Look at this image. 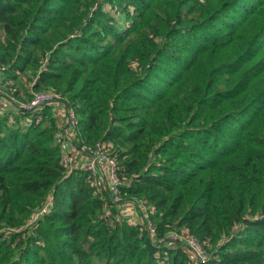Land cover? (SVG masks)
Instances as JSON below:
<instances>
[{"label": "trees", "instance_id": "16d2710c", "mask_svg": "<svg viewBox=\"0 0 264 264\" xmlns=\"http://www.w3.org/2000/svg\"><path fill=\"white\" fill-rule=\"evenodd\" d=\"M69 110L138 219L60 164ZM174 231L264 264V0H0V264H190Z\"/></svg>", "mask_w": 264, "mask_h": 264}, {"label": "built area", "instance_id": "2783aa9c", "mask_svg": "<svg viewBox=\"0 0 264 264\" xmlns=\"http://www.w3.org/2000/svg\"><path fill=\"white\" fill-rule=\"evenodd\" d=\"M56 95L51 93H34L33 98L28 104H20L21 107L25 109H29L34 105L40 104L45 101H51L55 98ZM12 101H15L11 98ZM78 121L75 116V113L72 110H69L64 118V127L63 133L65 135V140L70 141V136H74L75 129L77 127ZM67 140V141H68ZM74 140V139H73ZM103 145L101 142H95L94 144H83L81 146L74 147L81 154H83L84 158L78 157L76 153L66 151L63 155L61 161L63 162V167L68 171H72L76 167L83 168L89 173L91 178V182L93 185L98 188L104 184V182L108 186L107 194L110 198V201L113 204H119L121 202V193L120 186L122 184V180L118 176L119 165L113 157L106 154L104 151ZM105 165V170H103L102 165ZM81 166V167H80ZM53 204V198L48 197L38 209L34 218L41 216L44 213H47ZM143 203H140V206L143 207ZM135 206V205H134ZM146 208V206L144 205ZM149 234L153 235L155 233L153 225L149 222ZM167 240L176 241L179 240L181 244H183L190 253L191 259H193L194 263L198 264H207L210 259V255L203 249L199 243V241L195 237L183 236L179 232L174 231L170 232L167 235ZM162 239H157L156 242H161Z\"/></svg>", "mask_w": 264, "mask_h": 264}, {"label": "rangeland", "instance_id": "374dc122", "mask_svg": "<svg viewBox=\"0 0 264 264\" xmlns=\"http://www.w3.org/2000/svg\"><path fill=\"white\" fill-rule=\"evenodd\" d=\"M24 102H22L21 104H23ZM68 140V139H67ZM70 140H72V142H71V144L73 145V148L74 147H76V146H78L77 144H76V142L73 140V137L72 136H70ZM68 142L70 143V141L68 140ZM70 150V149H69ZM60 164L61 165H63V162L62 161H60ZM121 202H123L124 203V199L123 198H121ZM140 202H137V201H135V200H133V199H126L125 200V203L124 204H122V205H124V207L122 208V214L124 215V216H129V217H132V214L134 213V212H136V210L137 211H139V207L137 206L138 204H139ZM131 205H135V206H131ZM122 206H120V208H121ZM136 208V209H134V208ZM123 209H124V211H123ZM132 209H133V212H132ZM127 210V211H126ZM131 212V213H130ZM134 217H135V215H134ZM181 235H183V236H185L184 234H182V233H180ZM176 241H179V240H176ZM183 245V244H182ZM186 248V247H185ZM187 249V248H186ZM188 250V249H187ZM189 251V250H188ZM190 264H198L197 262L196 263H194V261H193V259H191L190 258V262H189Z\"/></svg>", "mask_w": 264, "mask_h": 264}, {"label": "crops", "instance_id": "0c3cea01", "mask_svg": "<svg viewBox=\"0 0 264 264\" xmlns=\"http://www.w3.org/2000/svg\"><path fill=\"white\" fill-rule=\"evenodd\" d=\"M71 142H72V140H70V143L67 141V140H65L63 143H64V147L66 148V150L67 151H70V152H72L73 151V145L71 144ZM70 149V150H69ZM78 157H81V155H78ZM102 167H103V170H105V165L103 164L102 165ZM134 208V207H133ZM134 209H136V208H134ZM127 211V210H126ZM132 212H133V209H132ZM131 213V212H130ZM134 215H135V217H134ZM139 216H140V212L139 211H137L136 210V212H134L133 214H132V218H134V219H138L139 218Z\"/></svg>", "mask_w": 264, "mask_h": 264}]
</instances>
